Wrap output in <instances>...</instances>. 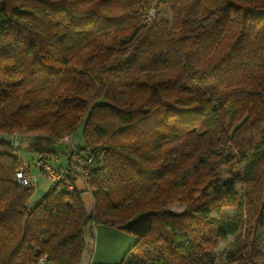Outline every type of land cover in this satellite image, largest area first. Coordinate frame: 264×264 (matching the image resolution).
Returning a JSON list of instances; mask_svg holds the SVG:
<instances>
[{
  "label": "trees",
  "instance_id": "trees-1",
  "mask_svg": "<svg viewBox=\"0 0 264 264\" xmlns=\"http://www.w3.org/2000/svg\"><path fill=\"white\" fill-rule=\"evenodd\" d=\"M80 125L90 215L70 159L30 203L12 138ZM99 224L136 237L116 264H264V0H0V264H80Z\"/></svg>",
  "mask_w": 264,
  "mask_h": 264
},
{
  "label": "rangeland",
  "instance_id": "rangeland-1",
  "mask_svg": "<svg viewBox=\"0 0 264 264\" xmlns=\"http://www.w3.org/2000/svg\"><path fill=\"white\" fill-rule=\"evenodd\" d=\"M151 15L153 16V13ZM162 15L169 20L172 19L167 7L162 8ZM82 128V125L76 128L71 136H69L70 140L68 142L71 141L70 143L73 145L82 147L84 144ZM42 139L45 138L39 137L36 133L20 134L19 137L14 136L12 138V144L16 143V146L19 147L16 150L17 155L29 167L30 174L36 176L37 185L33 186L30 203L38 202L42 195L54 184L37 165V160L42 155L46 156L44 160L54 169H62L68 163L66 154L69 152L71 145L67 143L66 139L62 138L61 141L56 142L55 145L57 146H53V144L49 145L47 142L42 143L40 142ZM237 191L240 204L237 207L227 208L220 213L214 214L215 218L237 220L238 222V229L235 235H229L226 239L217 240L213 254L219 263L224 261L225 254L233 247L236 237L242 238L244 236L245 227L248 222L245 209V190L238 187ZM169 209L174 212L181 211L183 204H172ZM135 242L136 237L133 234L108 225H96L93 227L91 233L89 231L86 232L85 247L80 264H116L124 258L128 260L139 258L137 250L133 249Z\"/></svg>",
  "mask_w": 264,
  "mask_h": 264
},
{
  "label": "built area",
  "instance_id": "built-area-1",
  "mask_svg": "<svg viewBox=\"0 0 264 264\" xmlns=\"http://www.w3.org/2000/svg\"><path fill=\"white\" fill-rule=\"evenodd\" d=\"M68 137V138H67ZM67 143L70 140L69 136H64ZM16 146V143H14ZM69 159L71 163V172H74L77 179H81L85 185L89 174V165L91 164L92 158L87 153H79L72 143H70ZM22 166L16 171L17 181L25 186H35L37 185L36 176H32L29 172V168L26 166L24 161H21ZM37 165L42 169L43 173L53 182L56 183L64 178L65 174L68 172L66 169H54L52 168L44 159L39 158L37 160ZM75 184L69 181L65 182V188L69 191H73ZM47 261L45 257L40 258L37 261L31 262L30 264H46Z\"/></svg>",
  "mask_w": 264,
  "mask_h": 264
},
{
  "label": "water",
  "instance_id": "water-1",
  "mask_svg": "<svg viewBox=\"0 0 264 264\" xmlns=\"http://www.w3.org/2000/svg\"><path fill=\"white\" fill-rule=\"evenodd\" d=\"M75 188L81 193L83 205L85 208L86 215L89 216L93 208V198L89 190H87L85 183L81 179L75 181ZM46 264H53L47 262Z\"/></svg>",
  "mask_w": 264,
  "mask_h": 264
},
{
  "label": "crops",
  "instance_id": "crops-1",
  "mask_svg": "<svg viewBox=\"0 0 264 264\" xmlns=\"http://www.w3.org/2000/svg\"><path fill=\"white\" fill-rule=\"evenodd\" d=\"M40 142H42V143H43V142H44V143L47 142V144H49V145H50V144H51V145L53 144V146H57V145H55L54 142H50L49 140H45V139H42V141H40ZM40 142H38V143H40ZM49 145H48V146H49ZM42 149H43V148H42ZM50 151H52V149H50ZM44 153H46V152H44ZM68 153H69V152H68ZM68 153L66 154V155H67V159H69V154H68ZM41 157H43V158L45 159L46 156L42 155ZM23 161H24V160H23ZM45 161H46V160H45ZM46 162H47V161H46ZM24 163H25V162H24ZM27 167H28V166H27ZM28 168H29V167H28Z\"/></svg>",
  "mask_w": 264,
  "mask_h": 264
}]
</instances>
